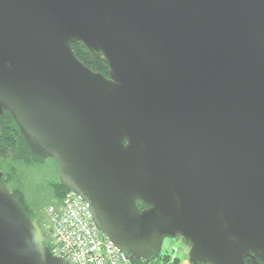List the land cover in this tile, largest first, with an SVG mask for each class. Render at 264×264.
I'll use <instances>...</instances> for the list:
<instances>
[{
	"label": "water",
	"instance_id": "water-1",
	"mask_svg": "<svg viewBox=\"0 0 264 264\" xmlns=\"http://www.w3.org/2000/svg\"><path fill=\"white\" fill-rule=\"evenodd\" d=\"M6 111L129 260L264 264V0H0ZM0 264H69L1 181Z\"/></svg>",
	"mask_w": 264,
	"mask_h": 264
},
{
	"label": "built area",
	"instance_id": "built-area-1",
	"mask_svg": "<svg viewBox=\"0 0 264 264\" xmlns=\"http://www.w3.org/2000/svg\"><path fill=\"white\" fill-rule=\"evenodd\" d=\"M48 213L46 244L53 255L63 256L69 264H133L98 230L89 203L80 195L68 190Z\"/></svg>",
	"mask_w": 264,
	"mask_h": 264
},
{
	"label": "rangeland",
	"instance_id": "rangeland-1",
	"mask_svg": "<svg viewBox=\"0 0 264 264\" xmlns=\"http://www.w3.org/2000/svg\"><path fill=\"white\" fill-rule=\"evenodd\" d=\"M15 167L16 175L11 183V188L21 186L25 194V200L30 207V214L33 219L41 224L44 235L46 234L50 221V206H57L60 200L57 199L53 184L59 180L58 162L52 158H45L44 161H37L32 164L12 158L4 159L2 174L9 173ZM102 235V234H101ZM162 248L163 255H171L178 258L180 264H195L190 260L191 244L181 236L164 239ZM45 242L46 235H45Z\"/></svg>",
	"mask_w": 264,
	"mask_h": 264
},
{
	"label": "trees",
	"instance_id": "trees-1",
	"mask_svg": "<svg viewBox=\"0 0 264 264\" xmlns=\"http://www.w3.org/2000/svg\"><path fill=\"white\" fill-rule=\"evenodd\" d=\"M73 49L76 52L78 58L85 62L94 71H100L105 75L109 73V64L103 57H97L89 50L84 42L77 41L73 43ZM12 158L14 160H20L28 164L35 163L37 161H44L38 155L32 152L29 148L26 140L24 139L20 128L16 123L15 118L10 115L7 111L3 116L0 115V173L2 170L3 160ZM15 167L13 166L9 173L3 172L0 181L8 185L11 191L17 194L20 204L24 207L25 211L30 214V207L25 200V194L23 193L21 186H14L11 188V183L14 181L16 175ZM54 191L56 192L57 199L62 200L63 196L68 190L61 184L60 180L53 184ZM141 209L144 208L142 202H138ZM31 215V214H30ZM184 239V238H183ZM187 240V239H185ZM188 241V240H187ZM190 244L191 242L188 241ZM48 245V244H47ZM133 264H180L178 258H172L171 255H163L162 251L156 257L150 260H143L136 258L132 260ZM246 264H263L262 260L258 257L251 258L247 257Z\"/></svg>",
	"mask_w": 264,
	"mask_h": 264
}]
</instances>
